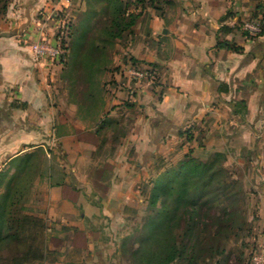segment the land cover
Here are the masks:
<instances>
[{
	"label": "crops",
	"instance_id": "crops-1",
	"mask_svg": "<svg viewBox=\"0 0 264 264\" xmlns=\"http://www.w3.org/2000/svg\"><path fill=\"white\" fill-rule=\"evenodd\" d=\"M87 5L12 0L0 17V172L26 152L46 153L32 202V214L47 221L36 264H114L115 233L143 202L148 166L178 143L183 154L210 149L239 162L264 227V35L238 28L255 13L252 0L141 2L137 20L116 43L107 87L114 98L100 105L101 128L112 123L110 145L93 128L86 131L78 105L63 98L55 63L37 61L30 50L43 34L56 41L55 9L75 20ZM219 41L241 50L218 47ZM130 65L153 68L157 80L130 81L123 73Z\"/></svg>",
	"mask_w": 264,
	"mask_h": 264
},
{
	"label": "rangeland",
	"instance_id": "rangeland-1",
	"mask_svg": "<svg viewBox=\"0 0 264 264\" xmlns=\"http://www.w3.org/2000/svg\"><path fill=\"white\" fill-rule=\"evenodd\" d=\"M121 1L125 12V20L121 22L123 26L129 20V14H137L142 1ZM11 2L12 0H0V17L8 10L7 8L6 12H3L2 6L6 3L9 7ZM147 2L153 3L151 0ZM110 3V0H91L90 5L86 6V11L80 12L75 20L66 12L65 18L67 20L70 18L72 37L64 61L55 63L58 85L63 88V98L69 103L78 105V118L86 120L83 124L85 130L93 128L92 131L97 134L98 139L103 137L106 139L108 130H112V123L106 125L108 129L105 130L101 128V122H98L102 114L100 105L102 100L105 101V97L114 98L115 94H112L107 87L108 84H112L110 73L114 69L116 43L120 38L125 37L128 31V29L124 30L120 37L114 36L119 30L118 27L112 26L117 12L114 10V4ZM252 4L253 12H258L259 5H263L264 0H252ZM253 18L255 17L248 16L240 23ZM57 101H60L58 97ZM50 128L53 130V125ZM106 140L101 141V148ZM107 142L110 145L113 141L109 139ZM25 146L29 147L25 151H30L34 144ZM43 149L44 147H39L32 154L26 152L20 155L12 161V167L9 169L8 180L11 177L15 180L10 192L14 204L8 206L10 208L7 213L14 219L20 217V221H23L20 223V232L16 225H12L10 232L8 229L4 231L8 240L3 245L0 243V264H8L11 256L18 250L22 255L31 247L37 249L44 247L46 237L43 231L47 221L40 220L32 214L34 181L38 174L43 172L44 159H46ZM183 151L184 148L178 143L169 154L167 153L166 159L176 162L183 157ZM213 153L210 149L196 148L194 154L207 160ZM55 155L59 156L58 153ZM157 160L148 166L144 182L156 176L154 165ZM223 169V172L208 186L209 188L198 196L196 212L194 214L186 212L179 220V225L173 228V232L168 233L163 230L164 240L159 244L151 239L146 241V216L150 208L147 196L141 193L143 202L129 213L130 217L121 226L119 225L115 233L117 249L114 264H254L255 254L264 255L262 248L264 227L262 217L259 216L260 203L247 190L248 174L243 173V167L239 162L225 161ZM4 193H6L5 187H0V199ZM193 219L195 223L192 230H188ZM16 234H19L18 238ZM173 243L180 248L182 252L180 256L167 263L155 255V251L160 248L165 256L168 246H172ZM31 251L26 255L25 252V257L24 255L22 257L27 261L25 264H36L32 261Z\"/></svg>",
	"mask_w": 264,
	"mask_h": 264
},
{
	"label": "trees",
	"instance_id": "trees-1",
	"mask_svg": "<svg viewBox=\"0 0 264 264\" xmlns=\"http://www.w3.org/2000/svg\"><path fill=\"white\" fill-rule=\"evenodd\" d=\"M140 1L143 2L144 0ZM153 1L154 0H151V2ZM90 2L91 0H88V6L90 5ZM110 2V4H114V10L117 12L114 19L115 22H113L112 26L114 25L118 27L119 30L114 33V36L120 37L124 30L131 29V26L137 20L138 15L129 14V20L121 26V22L123 23L125 20V12L122 7L123 3L121 0H110ZM259 7L258 12L253 14V17H255L253 20H257L262 24L263 30L259 34V36H262L264 35V4L259 5ZM7 8L8 7L5 3L1 10L6 12ZM230 13L231 12L228 11L226 16ZM238 28L243 35L247 36V33L242 31L241 23L238 24ZM71 37L72 30L71 23H69L68 27L65 29V34L62 35L64 53L61 61H64V56L68 52ZM218 47L228 48L234 51L241 50L240 46L222 41L218 42ZM185 133L187 134L188 140L193 139L190 130H186ZM195 151V148H189V150L183 154V157L176 162H170L166 157H160L154 165V169L157 171L156 176L144 182L141 186V193L142 195L147 196L148 206L150 208V212L146 216V241L151 239L155 243H161L162 240H164L162 234L163 230H166L168 233L173 232V228L179 225V220L184 217L186 212L194 214L197 209V204L199 203L198 196H201L209 188L208 186L211 185L214 178L223 172V163L227 160L226 152L215 151L211 157L207 160H203L200 156L194 154ZM30 154H32V152ZM0 174V187H5L6 189V193H4L0 199V243L3 245V243H7L8 240V238H6L7 234L4 233V231L7 229L9 230L12 225H16L17 230L20 232L19 227L23 220L20 221V217L14 219L7 213L8 208L14 204L10 192L13 189V181L15 180L14 177H11L6 185V179L9 173L0 172ZM193 216L194 215H192V217ZM194 223L195 220L193 219L190 226H188V230H192L191 228ZM19 234H16L15 236L18 238ZM43 250L44 247H39L38 249L31 247L27 252L25 250L24 253L26 252V255L28 251H31L32 261L35 262L42 258L44 253ZM24 253L20 255V251L18 250L16 254L11 256L8 264L27 263L26 259L22 258ZM181 253L182 252L176 243H173L170 247L168 246L165 256H163V252L160 248L155 251V255L160 257V260L164 259L167 263L174 260L177 256H180Z\"/></svg>",
	"mask_w": 264,
	"mask_h": 264
},
{
	"label": "built area",
	"instance_id": "built-area-1",
	"mask_svg": "<svg viewBox=\"0 0 264 264\" xmlns=\"http://www.w3.org/2000/svg\"><path fill=\"white\" fill-rule=\"evenodd\" d=\"M65 9L58 8L53 12V16L58 21L56 41L51 42L47 35L43 34L40 38L33 41L30 45V50L33 57L37 60L48 59L52 63H59L62 59L63 43L62 35L65 34V29L70 23V18H65ZM242 31L247 33L249 37H258L263 30L262 24L257 20H246L241 23ZM126 78L132 82H142L143 80L154 82L157 80V75L153 68H141L137 65H130L123 71ZM264 261L263 254H255L253 257L254 264H262Z\"/></svg>",
	"mask_w": 264,
	"mask_h": 264
}]
</instances>
